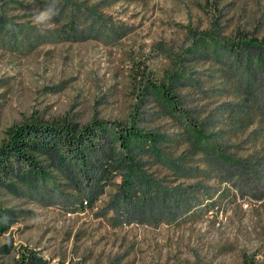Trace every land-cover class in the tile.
<instances>
[{
	"label": "rangeland",
	"instance_id": "obj_1",
	"mask_svg": "<svg viewBox=\"0 0 264 264\" xmlns=\"http://www.w3.org/2000/svg\"><path fill=\"white\" fill-rule=\"evenodd\" d=\"M4 1L0 145L12 126L31 119L77 126L127 121L139 71L163 80L182 66L199 78L198 89L183 87L184 96L204 103V116L220 118L235 163L212 176H172L167 164L143 156L142 174L160 188L141 187L134 176L135 198L117 202L119 170L100 186L96 165L82 170L41 157L48 178L15 176L14 187L0 190L11 221L0 233V264H15L21 248L42 264H242L243 254L264 264V0H212L221 27L253 37L260 48L245 53L262 57L261 65L250 59L244 80L253 81L250 93L236 61H225V85L233 89L221 94L219 78L209 76L216 62L187 53L210 28L205 0H55L57 15L48 25L33 23L29 2ZM140 110L143 126L163 131L167 144L180 136L171 120H154L150 100ZM87 195L92 205L82 210Z\"/></svg>",
	"mask_w": 264,
	"mask_h": 264
},
{
	"label": "trees",
	"instance_id": "obj_2",
	"mask_svg": "<svg viewBox=\"0 0 264 264\" xmlns=\"http://www.w3.org/2000/svg\"><path fill=\"white\" fill-rule=\"evenodd\" d=\"M11 1L19 3L26 1L35 9H42L52 3V0H6L4 2ZM205 1L210 13V28L193 38V45L189 47L187 53L210 57L216 62V66L211 70L217 73H210L209 76L219 78L221 87L217 89L220 90L218 91L220 94L233 89L225 85L230 82L228 79L230 75L226 71L227 65L224 62L228 59L235 60V66L241 69L239 81L242 82L244 91L250 93V89L254 86L253 81H244L251 65L250 59L261 65L262 57L261 52L258 51L254 55H248L245 52L254 46L260 48V45L253 37L239 30L236 31L235 36H231L233 32L227 33L216 19L220 13L216 4H213L212 0ZM222 62L224 64L220 65ZM243 64L244 69L241 67ZM134 80L136 82L135 103L127 121L107 122L92 119L87 124L77 126L66 119L52 122L31 119L12 126L8 130L7 139L0 145V190L4 187H14L15 176L40 177L43 180L48 178L40 165L41 157L55 158L60 162L76 165L82 170L96 165L100 167L103 174L97 182L100 186L108 183L105 181L106 176L109 177L114 171L119 170L121 185L118 189L117 202L121 200L126 202L135 198L130 194L135 187L134 176L141 177V187L158 188L160 186L155 179L142 174L145 163L143 156H149L167 164L172 176H185L195 171L212 176L210 173L217 172L221 168H228L235 163L231 152L228 151L229 144H226L229 142L225 135L226 129L217 127L220 118L211 113L204 116V103L183 94L184 86L198 89V77H190L181 66L171 71L163 80L152 79L143 75L141 71ZM148 100L155 105L157 114L154 120H171V126L175 127L180 134L172 144H167L169 141L163 131L146 129L143 126L144 118L140 106ZM223 122V124L229 123L225 119ZM104 147L107 150H103ZM179 150L180 152L176 154ZM209 162L214 165L211 169ZM185 202L187 204L189 199L187 198ZM91 205L92 200L89 195L80 201L82 210ZM5 212L7 209L0 203V233L5 232L11 222L5 218ZM15 264L42 263L34 253L21 248ZM242 264H253V260L243 254Z\"/></svg>",
	"mask_w": 264,
	"mask_h": 264
},
{
	"label": "clouds",
	"instance_id": "obj_3",
	"mask_svg": "<svg viewBox=\"0 0 264 264\" xmlns=\"http://www.w3.org/2000/svg\"><path fill=\"white\" fill-rule=\"evenodd\" d=\"M56 15L55 0H53V3L46 5L44 8L34 10L32 20L35 25H48ZM5 27L9 30L13 28L11 24L5 25Z\"/></svg>",
	"mask_w": 264,
	"mask_h": 264
}]
</instances>
